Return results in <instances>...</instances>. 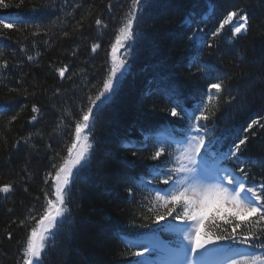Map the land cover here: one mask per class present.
I'll list each match as a JSON object with an SVG mask.
<instances>
[{
  "label": "trees",
  "instance_id": "obj_1",
  "mask_svg": "<svg viewBox=\"0 0 264 264\" xmlns=\"http://www.w3.org/2000/svg\"><path fill=\"white\" fill-rule=\"evenodd\" d=\"M5 2L11 6L0 8V16L19 18L23 24H18L19 30L0 29V106L11 101V111L0 116V185H15L7 199L0 195V264H22L21 245L32 224L21 227L19 221L28 217L30 209L38 219L46 204L45 193L53 191V181L49 178L46 184L45 178L50 171L54 175L53 158L58 163L60 156L67 155L74 128L66 111L78 118L80 107L86 106L87 97L95 94L106 77L111 44L131 0H25L22 7L15 6L19 0ZM150 4L134 25L137 35L129 42V70L92 133L95 145L87 179L77 180L73 186L68 206L74 223H65L54 248L46 247L44 264H130L140 258L122 254L126 240L150 237L153 229L160 228L145 221L146 227L126 229L138 235L125 236L120 231L133 215L141 222L142 211L147 214L142 208L144 197L154 195L139 184L141 178H148L145 166L155 163L147 159L152 144L163 140L158 136L161 133L180 138L188 125L185 119L171 117L167 83L178 85L179 102L190 111L205 98L207 84L215 82L199 74L189 75L195 69L186 63L189 44L184 38L187 30L181 26L185 15L195 14L197 21L203 18L201 27L210 33L232 5L248 11L247 34L231 38V26L226 25L213 41L217 50L211 54L204 50V60L229 74L224 83L237 96L227 104L229 94L224 92L210 104L216 113L214 135L227 129L226 146L236 135H243L242 129L251 120L264 117V0H150ZM97 18L106 27L97 26ZM94 43L100 45L95 53L91 50ZM123 52L121 49L118 56ZM63 65H68L69 72L60 79L55 69ZM55 89H60L59 94ZM33 104L40 113L31 112ZM15 112L20 113L18 120L5 128L7 118ZM33 115L35 122L31 121ZM62 117L70 126L57 128ZM253 131L256 135L249 134L245 156L264 160V128L254 126ZM29 134L31 139L24 144ZM146 136L147 148L136 156L132 155L136 149L124 147L131 141L140 149ZM228 165L237 168L233 162ZM247 180L249 184L264 183V169L251 168ZM129 186L134 187L132 197L125 191ZM8 232L12 239L7 238ZM157 235L176 244L171 232L161 230ZM249 251L262 254L259 248Z\"/></svg>",
  "mask_w": 264,
  "mask_h": 264
},
{
  "label": "snow or ice",
  "instance_id": "obj_2",
  "mask_svg": "<svg viewBox=\"0 0 264 264\" xmlns=\"http://www.w3.org/2000/svg\"><path fill=\"white\" fill-rule=\"evenodd\" d=\"M24 2L25 0H19L15 6L22 7ZM10 6L5 0H0V8ZM149 7L150 0H131L125 21L115 35V42L111 44V64L106 77L95 94L87 97L86 106L80 107L78 118L73 117L70 110L66 111V117L74 123L71 142L66 145L67 155L60 156L58 163L53 158L51 167L54 175L50 171L45 178L46 184L49 178L53 181L50 195L54 198H50L46 192V204L39 218L32 215L34 210L30 209L28 217L19 221L21 227L32 224L21 245L22 264H44L46 247L54 248L65 223L69 226L74 223L68 206L72 203L73 186L77 180L87 179L95 145L92 133L100 122V114L112 103L129 70V42L137 35L134 25ZM36 10L33 8V11ZM250 19L248 11L234 4L226 10L219 26L210 33L201 27L203 18L197 21L195 14H187L181 20V26L187 30L184 38L189 44L190 54L186 57V63L189 69H195L189 75L195 77L199 74L204 80L215 82L207 84L205 98L190 111L179 102L178 85L171 81L166 85V94L173 104L169 109L171 117L185 119L188 125L179 133L180 139L157 140L152 144V151L147 159L155 163L145 166L148 169V178H141L139 181L146 191L154 194L144 197L142 208H146L147 214L142 211L139 223L133 215L123 227L117 225L125 236L138 235L126 229L146 227L145 221L160 225V228L152 230L153 235L150 237L126 240V251L122 254L140 258L130 264H264V183L249 184L247 180L251 168L264 169V160L245 156L250 135H256L253 128H264V123L261 122L264 117L251 120L242 129L243 135H236L225 146L223 141L229 131L225 129L221 135H214L216 113L210 108V104L218 100L224 92L229 94L225 101L227 104H231L237 96L232 95L233 89L224 83L229 74L222 73L216 65L203 59L205 49L210 50V54L217 50L218 45L213 41L221 35L226 25H232L231 38H236L250 30ZM95 23L97 26L103 25L99 18ZM18 24H23L19 18L0 16V29L19 30ZM64 35L67 36L68 33L65 32ZM99 47L98 43L92 44V52L95 53ZM121 49L124 52L118 56ZM28 59L32 60L33 57L29 56ZM3 67L7 68V61L3 62ZM55 72L60 79H64L69 67L63 65L56 68ZM54 91L59 94L60 89ZM10 105L11 101H8L0 106V116L11 111ZM40 111L38 106L32 105V113ZM19 116V112L12 114L7 118L4 127L8 128ZM36 119V115L31 117L33 122ZM61 125L70 126L65 123V117L61 118L57 128ZM30 139L31 134L24 139V144H28ZM148 139L149 137H145L140 149L131 141L125 142L124 147L136 149L132 152L136 156L137 151L147 148ZM173 144L176 145L175 148ZM15 147H20L19 142ZM217 159L219 166L211 168L209 162ZM228 162L235 163L237 168L229 167ZM14 190L15 185L12 183L0 185V195L5 199ZM125 191L128 197L134 195L132 186L126 187ZM162 221L167 223L161 224ZM161 230L176 234L175 247H169L160 240L157 233ZM7 238L12 239L13 234L8 232ZM254 248H259L262 254H251L249 250ZM157 253L164 255L156 260L147 258ZM218 257H223V260L217 259Z\"/></svg>",
  "mask_w": 264,
  "mask_h": 264
},
{
  "label": "rangeland",
  "instance_id": "obj_3",
  "mask_svg": "<svg viewBox=\"0 0 264 264\" xmlns=\"http://www.w3.org/2000/svg\"><path fill=\"white\" fill-rule=\"evenodd\" d=\"M233 23H235V21H233ZM231 27H232V25H230ZM243 35V34H242ZM120 53V52H119ZM219 160L217 159L216 161H210V163H212V165H214V166H216V167H218L219 166ZM218 163V164H217ZM211 164H209V166L211 167V168H215L214 166H212ZM163 242V241H162ZM164 243V242H163ZM165 244V243H164ZM163 255V253H157V254H154V255H152V256H148L147 258L148 259H152V260H156V259H158L160 256H162ZM217 259H220V260H223V257H218Z\"/></svg>",
  "mask_w": 264,
  "mask_h": 264
}]
</instances>
